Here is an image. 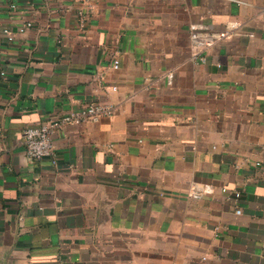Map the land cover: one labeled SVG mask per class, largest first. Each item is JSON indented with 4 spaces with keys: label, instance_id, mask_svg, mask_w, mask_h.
I'll list each match as a JSON object with an SVG mask.
<instances>
[{
    "label": "crops",
    "instance_id": "obj_1",
    "mask_svg": "<svg viewBox=\"0 0 264 264\" xmlns=\"http://www.w3.org/2000/svg\"><path fill=\"white\" fill-rule=\"evenodd\" d=\"M0 264H264V0H0Z\"/></svg>",
    "mask_w": 264,
    "mask_h": 264
},
{
    "label": "built area",
    "instance_id": "obj_2",
    "mask_svg": "<svg viewBox=\"0 0 264 264\" xmlns=\"http://www.w3.org/2000/svg\"><path fill=\"white\" fill-rule=\"evenodd\" d=\"M236 22L232 21L227 24L228 28L235 27ZM227 35V31L215 32L209 30L206 24L191 25L189 37L192 43L194 55H197L200 60L204 59L203 52L205 49L213 45L217 40ZM12 36L9 35L8 39ZM113 66H118V59L113 60ZM171 72L166 73V77L171 76ZM114 88V87H113ZM113 107L102 102H91L83 105L81 108L73 111H68L60 116L45 120L37 125H27L22 129V139L24 143V152L26 157L31 160H39L46 156H51L53 153V143L51 134L55 129L66 123H81L84 121L97 119L101 115L111 114ZM52 161H54L52 159ZM222 191L227 188L223 186ZM234 199L240 196L237 190L232 191ZM188 195L192 197H201L203 191L196 185H191L188 190Z\"/></svg>",
    "mask_w": 264,
    "mask_h": 264
}]
</instances>
